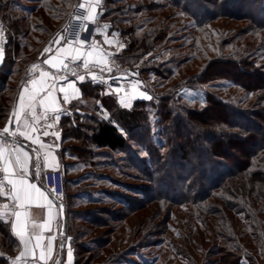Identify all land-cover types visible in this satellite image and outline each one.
<instances>
[{"label":"trees","instance_id":"16d2710c","mask_svg":"<svg viewBox=\"0 0 264 264\" xmlns=\"http://www.w3.org/2000/svg\"><path fill=\"white\" fill-rule=\"evenodd\" d=\"M79 2L0 0L6 41L0 62V128L29 66L68 27ZM142 14L153 22L143 32ZM181 15L193 22L188 47L192 53L177 62L165 56L178 48L173 43L181 31L174 30L172 20ZM100 20L127 42L119 56L123 63L150 55L163 60L151 71L139 69L142 79L152 71L157 78L170 79L175 66L192 88L231 82L251 96V104L243 109L207 93L204 106L191 107L173 89L123 109L101 86L81 84L84 99L95 107L90 114L75 113L63 120L64 139L72 144L60 151L62 163L67 153L92 169L103 155L124 154V165L138 172L135 176L143 184L129 186L139 199L115 194L112 198L123 203L121 207H91L75 216L71 203L75 196L69 191L75 181L62 169L65 240H72L73 264H112L108 261L115 253L109 248L134 217L132 242L161 239L181 206H189L201 231L218 239L217 264H243L244 258L256 264L243 239L252 235L264 251V64H258L264 54V0H103ZM212 26L227 32L215 55L207 47ZM101 108L108 117L102 116ZM130 249L119 255H130ZM18 251L9 224L0 219V264H10Z\"/></svg>","mask_w":264,"mask_h":264},{"label":"crops","instance_id":"0c3cea01","mask_svg":"<svg viewBox=\"0 0 264 264\" xmlns=\"http://www.w3.org/2000/svg\"><path fill=\"white\" fill-rule=\"evenodd\" d=\"M81 4L84 6L81 7ZM103 0H80L79 4L75 7L71 20L68 27L58 33L52 40H50L42 53L38 56L37 60L34 61L28 69V74L24 79L19 93L13 103L12 111L6 124L0 128V134L6 139L7 143L0 142V146L4 147V159H8L9 151H14L15 148H22L24 151L29 153L30 160L28 164L30 172V182L35 179V162L37 160V153L33 149L39 150V160L41 163L40 176L37 181V186L43 185L42 173L45 170H58L63 169V163L60 159V151L63 147H66L68 143L72 144L71 140H65L63 135L62 122L66 117L72 116L75 113L81 115L90 114L94 109L93 101L84 99L83 92L80 88L81 84L92 83L93 85L101 86L105 93L117 100L118 104L123 109H131L134 104L138 101H149L148 93L144 89V84L138 72L131 68L133 75L129 78L118 76L116 73L112 75L103 76L101 73L93 71V69H101L108 67L111 64L120 63L119 56L127 47V42L122 37L110 32V26L100 20V11L102 8ZM89 15L92 19H86ZM88 24L90 26L89 34L83 35L84 26ZM0 29L2 27L0 26ZM77 33H79V39H86L88 43L85 45H79L76 43ZM70 39L73 41L71 47H79L81 52L85 55L81 56L78 60H72L70 58H63V54L55 57L50 63H45V60H49L54 57L56 50L65 45V40ZM4 33L0 35V46L4 47ZM45 49H51V51H45ZM91 53V55H88ZM63 58V64L71 62L76 65L80 70V73L70 79L59 78L62 77L60 72L63 68V64L58 61ZM88 60L87 66L84 64V60ZM55 64V66H53ZM1 66V63H0ZM47 75L42 77L41 73ZM83 75L84 80H79V76ZM95 76V80H93ZM35 81V85L32 83ZM71 84L72 87L68 85ZM43 87V91L40 88ZM119 87L120 91L117 92L116 88ZM61 88L64 90L61 91ZM23 93L25 97V106L22 107L20 96ZM36 94V100L34 104L35 111L26 107L27 98L30 94ZM48 93H51L49 96ZM141 93L145 95L142 96ZM67 94V100L65 95ZM43 100V102H41ZM82 106V107H81ZM52 107L56 108V112H52ZM103 110V117H108V113ZM20 113V120L17 121L16 113ZM25 112L28 113L27 119H25ZM100 113V112H99ZM33 115L35 119H33ZM59 115L58 121L49 122L47 117ZM27 123V130L30 131L32 128L40 129V132H31V136L37 139V143H33L31 139H25L24 136L17 132V144L12 143V138L8 137L7 133H3L4 128L14 131L18 125L24 130L25 124ZM52 124L51 128H48V135H42V125L47 126ZM53 131L59 133V138L53 135ZM41 142L44 147L41 148ZM51 146V147H49ZM51 151L54 157V167L45 166L44 157L45 152ZM3 163L0 165V174L5 175L3 172ZM6 181V180H5ZM4 191L7 193L11 187L7 185V181L3 184ZM42 191L45 192V197L39 200H33L31 203L26 205L27 222H28V233L31 234L32 240L29 248L36 243V235L41 238L42 248L35 249V259L38 264H70L72 262L68 257V244L65 239H60L62 229V219L60 214V205L62 198L54 197L43 185ZM0 201L3 203L0 206V219L9 224L10 230L14 238L19 244V251L16 256L23 250V245L20 243L19 238L13 234L12 225L15 222V217L12 215V209L15 202L10 199L8 195L0 196ZM7 204L8 208L4 209L3 205ZM51 204V207H49ZM13 206V207H12ZM19 210V209H16ZM47 223L49 227L46 229L43 225ZM60 225V229H56V225ZM18 227V226H17ZM62 236V235H61ZM52 238L49 240V238ZM64 242V247L61 248V242ZM51 245L50 252L48 246ZM45 250L46 258L41 260L39 253L41 250ZM15 256V257H16ZM14 257V258H15ZM32 257L30 256L29 259ZM13 259V258H12ZM11 264V260H10Z\"/></svg>","mask_w":264,"mask_h":264},{"label":"rangeland","instance_id":"374dc122","mask_svg":"<svg viewBox=\"0 0 264 264\" xmlns=\"http://www.w3.org/2000/svg\"><path fill=\"white\" fill-rule=\"evenodd\" d=\"M146 14L140 15L146 19L143 31L153 25V22L148 20ZM173 28L176 31H181L180 38L177 42L173 43L178 48L171 54H167L165 59L174 58L182 60L188 56L192 51L188 48L192 43V36L190 35L193 25L191 19L181 15L172 20ZM1 26V24H0ZM209 42L207 47L215 55L217 54V47L220 40L227 33L226 30L216 29L213 26L209 27ZM153 57V58H152ZM171 57V58H170ZM163 60L161 58H154L150 55L145 60L132 59L127 63L121 64L133 68L138 72L139 69H156L159 63ZM126 62V61H125ZM258 64H264V54L258 61ZM174 74L170 79L163 80L157 78L156 72H150L146 79H142L144 89L149 97L167 95L172 91L182 102L188 103L191 107L204 106V100L207 93L217 95L224 101L230 102L234 106L246 109L251 104V96L231 82H216L201 89L192 88L186 84V77L181 68L173 67ZM140 76V75H139ZM150 99V100H151ZM71 145L70 143L67 144ZM111 156H101L98 158L97 167L90 168L77 162L74 155H64V169L67 171V178L74 180L75 184L69 186V191L74 194L75 198L71 200L73 207V214L75 216L82 215L83 211L91 207H121L123 203L118 202L112 198L115 194H120L123 198H141L133 191H130V185H141V179L136 178L138 172L129 169L122 161L124 154L112 153ZM141 157H145V153H140ZM77 162V163H76ZM109 162V165L106 163ZM67 164V165H66ZM63 172L62 169H59ZM136 175V176H135ZM111 195V196H110ZM120 201H124L121 199ZM147 202V201H146ZM120 203V204H119ZM120 206H119V205ZM80 226V221L76 222ZM137 225L136 218H132L125 226L121 228L115 236L112 248L115 255L110 258L108 263L112 264H217V257L214 255L216 251L215 246L219 243L218 239L210 233H205L200 230L197 221L191 217L189 206H181L175 210L171 224L169 225L168 232L161 239H150L146 242L136 241L132 242L131 233ZM68 249H71L72 257L70 264H73V245L72 240H66ZM133 243V244H132ZM137 244V248L131 245ZM243 246L245 247L248 256L251 257L256 264H264V251L257 246L255 239L252 235H247L243 239ZM130 249V255H119L126 250ZM112 256V255H108ZM246 257V256H245ZM243 264H249L244 258Z\"/></svg>","mask_w":264,"mask_h":264},{"label":"snow or ice","instance_id":"6c2138e0","mask_svg":"<svg viewBox=\"0 0 264 264\" xmlns=\"http://www.w3.org/2000/svg\"><path fill=\"white\" fill-rule=\"evenodd\" d=\"M83 6L84 5L81 4V7ZM86 19H92V16L89 15L88 17H86ZM84 27L86 30L87 26L85 25ZM0 35H2V29H0ZM76 43H78L79 45H85L88 43V40L79 39V33H77ZM72 44H73V41L66 38L65 45L57 49L56 53L54 54V57L50 58L49 60H45V63L52 62V60L55 59V57L60 56L61 54H63V58H70L72 60H78L81 58V56L85 55L84 53L81 52L79 47H71ZM45 51H51V49H45ZM88 55H91V53H88ZM3 58H4V47L0 46V62L3 61ZM63 58H61L58 61L60 64H63ZM84 64L85 66H87L88 64L87 59L84 60ZM53 66H55V64H53ZM63 66L65 68H68L67 64H63ZM46 75H47L46 73H43V72L41 73L42 77ZM59 78L66 79V77H59ZM79 80L83 81L84 76L83 75L79 76ZM93 80H95V76H93ZM32 83L35 85V81H32ZM68 86L72 87L71 84H69ZM43 90H44L43 87H41L40 91H43ZM63 90L64 89L61 88V91ZM116 91L117 92L120 91L119 87L116 88ZM48 95L50 96L51 93H48ZM141 95L144 96L145 94L141 93ZM67 98L68 97L66 94L65 99L67 100ZM146 98L151 99V97H146ZM20 100H21L22 107L25 106V97L23 93H21ZM35 100H36V94L32 93L28 96L27 102H26V107L28 109H31L33 113L35 111V108H34ZM41 102H43V100ZM51 110L53 113L57 111L55 107H52ZM24 115H25V119H27L28 113L25 112ZM16 118H17V121L19 122L20 120L19 112L16 113ZM33 119H35L34 115H33ZM59 119H60L59 115H54L52 117L53 121H58ZM51 127H52V124H47V126L42 125L41 128L43 129V131L41 134L45 136L48 135L49 134L48 128H51ZM27 128H28L27 123L25 124L24 130H22L18 125V127L14 131L9 132V129L6 127L3 129V133H8L10 136L15 137L16 133L20 132V135L24 136L25 139H31L33 143H37L38 138L32 137L31 132H40V129L32 128L30 131H28ZM121 131H123V129H121ZM52 134L57 136V138H59L58 132L53 131ZM0 142L4 144L7 143V139L2 134H0ZM12 143L15 145L18 142L15 139H13ZM43 147L44 145L41 142V148ZM4 151H5L4 147L0 146V163H3L4 165L3 166V172L5 173L4 180H6L7 185H10L11 187L8 189L6 193L4 191L5 186L2 183H0V196L8 195L10 199L15 202L14 207L12 209V215L15 217V222L12 225V230H13V234L19 238L20 243L23 245V250L20 251V254L18 256L11 259V264H38V261L35 259V249L42 248L41 238L39 235H36L35 237L36 243L32 245L31 249L29 248L32 237H31V234H29L27 231L28 222H27L26 205L31 203L34 199L39 200L40 198L45 197V192L42 191L43 185H41L40 187L37 186V181L39 180L40 168H41V163L39 160V150L33 149V151L37 153V160L34 165L35 179L32 180V182H30V172L28 168L29 160L31 159L29 156V153L24 151L22 148L17 147L15 148L14 151H9L8 159L5 160ZM53 161H54V157L52 156L51 151L45 152V157H44L45 166L54 167ZM49 207H51V204H49ZM3 208L7 209L8 205L7 204L3 205ZM16 209H19V210H16ZM0 214H3V213L0 212ZM43 227L47 229L49 225L45 223ZM51 239L52 238L50 237L49 240ZM63 247H64V242L62 241L61 248ZM48 248L50 252L51 245H49ZM30 256L32 257L31 259H29ZM68 257H69V260H71V257H72L71 249H69L68 251ZM39 258L41 260H44L46 258L45 250L42 249L40 251Z\"/></svg>","mask_w":264,"mask_h":264},{"label":"built area","instance_id":"2783aa9c","mask_svg":"<svg viewBox=\"0 0 264 264\" xmlns=\"http://www.w3.org/2000/svg\"><path fill=\"white\" fill-rule=\"evenodd\" d=\"M87 28L82 32L83 35L89 34L90 26L86 24ZM68 65V68H65L63 66L60 75L62 77H66V79H70L71 77H74L80 73V70L76 67L75 64L71 62L65 63ZM93 71L101 73L104 77L108 75H112L113 73H116L118 76L129 78L133 75V72L130 67L128 66H122L119 64H111L108 67H103L101 69H93ZM47 120L49 122H53L52 117L48 116ZM9 132H12V130H9ZM8 134V133H7ZM8 137H11L12 140H17L18 136L16 134L15 137L7 135ZM2 163H0L1 165ZM42 179H43V185L44 187L56 198H62L64 197V174L61 170H45L42 173ZM6 181L4 180V175L0 174V183L4 184ZM2 202L0 201V206H2ZM13 207V206H12ZM56 229H60V225H56ZM63 239V237L60 235V239Z\"/></svg>","mask_w":264,"mask_h":264},{"label":"water","instance_id":"95a60500","mask_svg":"<svg viewBox=\"0 0 264 264\" xmlns=\"http://www.w3.org/2000/svg\"><path fill=\"white\" fill-rule=\"evenodd\" d=\"M59 205H60V214H61V219H62L61 235L63 239H65L67 236V221H66V215H65V206L62 201L59 203Z\"/></svg>","mask_w":264,"mask_h":264}]
</instances>
